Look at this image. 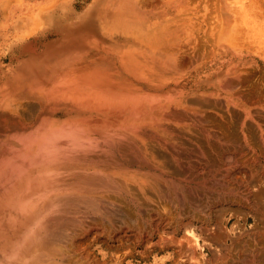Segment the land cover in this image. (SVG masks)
I'll list each match as a JSON object with an SVG mask.
<instances>
[{
    "label": "rangeland",
    "instance_id": "1",
    "mask_svg": "<svg viewBox=\"0 0 264 264\" xmlns=\"http://www.w3.org/2000/svg\"><path fill=\"white\" fill-rule=\"evenodd\" d=\"M104 8H119V23L128 26L129 36L125 40L133 47L136 46L135 35L140 36L145 42L157 43L160 46H168L170 42H176L177 46L172 47V52L176 55V59L178 57L179 63L172 68H160L157 66L158 60L151 59L154 57L151 52L148 55H140L139 58L147 64L143 68L147 72L145 75L148 77L150 73H153L157 76L150 74L148 77L154 83L148 80L145 86L141 83L136 84L143 85L146 90L147 87L152 86L148 92L170 93L175 97L168 103H166V99L160 100L162 103H166V106L164 104L165 108L163 107L158 113L152 114L158 118L159 125L156 126L157 129L152 127L151 135L161 140L168 154L165 159L156 155H148L151 164H149L150 166L145 164L144 168L138 166L141 165L137 164L141 161L139 158L135 164L129 166L130 172L140 178H142V173L150 176V181L155 183L150 189L152 193L144 198L138 196L135 207L129 209L131 212L128 210L127 214L122 212L115 217L105 214L107 218L105 220L87 219L86 223L90 220L87 224L96 222L97 227H100L99 229L105 233L113 235L114 240L110 242L106 239L107 235L102 234V237H98L97 232L93 231L94 233L92 232L90 237L89 235L88 237L79 236L81 237L79 245H82L80 247L86 251H91L94 247L112 251L110 253L112 257L107 261L108 264H123L127 259H131L133 264H237L238 262L245 264V259L239 256L243 253L244 257L249 251L251 253V250L259 244L256 236L264 232V211H262L264 210V154H261V151L264 153V0H0V98L5 97V99H0L3 104L0 105V151L5 150V146L10 144L13 138L42 134L45 130L41 129H47L50 126L49 123L43 124L40 109L37 103L33 102L32 97H23L24 95L21 96L14 92H9V95L5 96V91L16 85V80L14 82L13 80L17 78L16 74H20L16 69L22 66L21 64L25 62L26 58V55L21 56L20 53L14 51V45L21 42L40 44L49 40L80 38L72 29L81 21L90 24L91 14L95 20L94 25L98 27L97 37L94 38L99 42L104 40L105 44H109L106 39L116 23L114 18L107 14L110 9ZM133 8L141 9V19L144 21L141 27V20L135 21L132 17L134 16ZM219 24L220 26H218ZM219 27H225L224 33L219 38L226 36L231 39L232 47L227 53L220 54L218 52ZM205 32L209 39L204 35ZM120 40L125 42L122 38ZM193 50L196 52L193 53ZM192 54L194 57H191ZM160 55L163 56L160 60L175 63L176 59H167L164 54ZM170 71H172L171 74ZM25 73L28 74V72ZM33 73L35 77H41V72ZM6 76L9 78L6 79ZM196 76L203 77L204 80L200 82L202 86L190 89L189 85L194 82ZM206 76L214 81L212 89H208L209 82L205 80ZM154 78L158 81H154ZM160 79L167 84L160 83L162 82ZM177 79H179L178 82ZM155 82L160 84L156 85ZM149 83H153V85ZM26 103L29 106H25ZM4 104L9 105L13 112L10 114L3 112L7 109ZM21 108H24L23 111ZM27 110L33 112L34 115L24 114ZM70 117L62 116L61 119L69 120ZM229 132H233V134ZM199 152L202 157L198 155ZM133 160L135 161V159ZM154 167L158 169H153ZM159 169L162 170L163 175ZM252 170L257 172L252 173ZM254 173L257 175H253ZM258 187L262 192L258 191L260 190ZM255 212L256 214L253 215ZM238 217L242 225L244 224L243 229L240 227L241 229L232 232L230 225L232 220ZM243 217L244 219H242ZM165 219L167 222L164 221ZM220 219L221 221H219ZM254 219L257 225L253 222ZM106 223L108 226H105ZM253 223L254 225H252ZM250 225L254 228L252 229ZM184 227L193 228L199 235H204L205 231H217L213 232V237L211 232H205L208 233L207 240L212 248H204L205 254H202L204 257L199 248L195 246L196 249L193 251L192 246L194 245L186 242L187 228ZM244 228L245 231L251 229L250 233L245 232ZM258 228H260V233L257 232ZM201 229L204 230L201 231ZM253 230L256 234L251 232ZM234 232L235 235H233ZM251 233L252 235H250ZM216 234L223 235L225 238L218 236L219 239L221 238V242L219 239L214 241L217 238ZM236 234H240V238ZM139 235L144 236L143 242L139 241ZM160 235L164 238L159 237ZM162 238L163 240L169 239L163 241ZM209 238L211 239L209 240ZM173 240L177 243L172 242ZM200 241L202 242V240ZM223 244H227V246L223 247ZM148 246L149 248H147ZM144 250L149 252H144ZM240 252L241 254H239ZM117 254L118 257H116ZM120 258L123 260L121 261ZM114 259L115 261H113ZM112 261L114 263H111Z\"/></svg>",
    "mask_w": 264,
    "mask_h": 264
},
{
    "label": "bare ground",
    "instance_id": "2",
    "mask_svg": "<svg viewBox=\"0 0 264 264\" xmlns=\"http://www.w3.org/2000/svg\"><path fill=\"white\" fill-rule=\"evenodd\" d=\"M118 9L119 8H112L107 12L109 17L114 18L116 23L114 29L111 30L110 35L106 39L109 44H105L104 40L99 42V40L94 38L97 37L98 27L94 25L95 20L91 14L90 24L81 21L72 29L75 30L78 35L82 34L79 36L80 38L70 37L65 40H49L43 41L40 44L21 42L16 43L13 47L16 53H20L21 56L26 55V58L25 62L21 64L22 66H20L19 69H16L20 72L19 75L16 74L17 78L13 80V82L16 80V85L11 89L9 88L6 90L5 96L6 94L9 95V92H14L21 94V96L24 95L23 97H32L34 100L32 101L37 103L40 109V117L43 124L49 123L50 126L47 129H41L45 130L42 134L29 137H15L10 144L5 146V150L0 151V264H108L107 261L112 257V255H110L112 251L110 252L108 249L103 250L101 247H94L91 251H86L84 248L80 247L82 245H79L81 244L79 243L81 239L79 236L82 235L88 237L89 235L90 237V234L95 231L97 232L98 237L107 235V237H105L110 242L114 240V236L100 230V227H97L96 222H91L90 224L92 225L90 226V224H87L90 220L87 223L86 220H95V218L105 220L107 219L105 214L111 215L112 217L120 215L122 212L123 214H127L129 209L131 210V208L135 207L138 196L144 198V196L148 197L149 193H152L150 189L155 183L150 181V176L142 173V178H140L130 172L129 166L135 164L139 159L141 161L137 162V164L140 163L141 165L138 166L142 168H144L145 164H151L148 155H156L163 159L166 158V154L168 153L165 151L161 140L151 135V131L153 130L152 127L159 125L158 118L152 114L161 111L163 107L165 108L166 103L174 100L175 97L170 95V93L166 94L163 92L160 94L159 92H148L152 86L147 87L146 90L144 86L148 80H151L148 77L150 74H154L148 73V77L145 75L147 72H145L143 68L147 64L139 57L144 54L148 55V53L151 52L154 57H156H151V59L158 60L159 64H157V66L160 68H172L179 63L178 57L176 59V55L172 52V47L177 46V43L170 42L168 46H160L157 43L145 42L140 36L135 35L134 43L136 46L133 47L125 40V38L129 36L127 32L128 26H126V24L123 26L119 23ZM140 11V8H133L134 16L132 17L135 21L141 20V27L144 24V21L141 19L142 13ZM218 26H220V24ZM208 27L209 26H207V28ZM224 30L225 27H219L218 38L224 33ZM214 34L216 33L214 32ZM204 35L208 37L206 32ZM101 36H103V34H101ZM214 37L216 36L214 35ZM121 38L124 39L125 42L121 41ZM102 39H104V37H102ZM219 40L218 52L220 54L227 53L228 50H231L232 43L230 42V37L223 36L220 37ZM213 46L215 47L214 44ZM192 52L195 53L196 51L193 50ZM160 54H164L167 59H176L175 63L173 61L160 60L163 57ZM191 57H194V54H192ZM35 71L41 72V77H35L33 73ZM47 71H49V73H46ZM25 72H28L30 75ZM171 73L172 71H170V74ZM154 76L156 77L157 74ZM166 77H168V75H166ZM8 78L9 76H6V79ZM202 78V76H196L194 82L189 85V88L193 89L200 85L202 86V84H200V82L204 80ZM155 80L156 79L154 78V81ZM163 80L166 82L165 79ZM163 80H161L162 82L160 83H163ZM178 80L179 79H177V82ZM205 80L209 82L208 89H212L211 87L214 82L213 79L206 76ZM156 81H158V79ZM151 82L153 81L151 80ZM136 83H141L144 86L141 84L137 85ZM153 83L149 84L153 85ZM157 83L159 82H155L156 85H158ZM0 99H5V97ZM162 99H166V103H162L160 101ZM1 103L2 102L0 101V105H3ZM25 106L29 105L26 103ZM5 107L7 109L3 110V112L9 114L13 112L9 105H5ZM24 114L28 116L34 115L33 112L29 110L25 111ZM235 114L237 115V113ZM62 116L71 117L69 120H63L61 119ZM234 127L236 128V126ZM8 131L10 132V130ZM231 134H233V132ZM200 141H202V139ZM185 142H187V140H185ZM207 151L209 153V150ZM261 154L264 153L261 151ZM198 155L201 156V153ZM189 156L191 155L189 154ZM133 159H135V161ZM212 166L209 165V167ZM156 168L154 167L153 169ZM160 171L162 172V170ZM253 172L257 171L252 170V173ZM253 175L257 174L254 173ZM164 179H167V177H164ZM258 191L262 192L261 188ZM175 198H177L176 195ZM181 203L183 204L182 200ZM237 214H239L238 211ZM254 214H256V212L253 213V215ZM256 216L258 218V215ZM165 217L167 218V216ZM261 218L260 220L263 219ZM242 219H244V217ZM164 221H166V219ZM219 221H221V219ZM232 221L233 222L230 225L231 227L229 226L232 232L244 225H242L239 217ZM253 222L255 223V219ZM254 223L252 225H254ZM252 225H250L251 228ZM105 226H108L107 223ZM188 228L186 230V242L194 245L192 246L194 248L193 251H195L196 248H199L201 255H204V248H212L207 240L208 233H205L209 231H205L204 235H199V233L195 232L193 228ZM260 228H258V231L256 230L257 228L255 230L259 232ZM203 230L201 229V231ZM246 231H248V229ZM213 232L210 234L212 235L217 231ZM251 232H254V230ZM223 235H217V238L214 237L216 238L214 241L219 239L218 236L225 238ZM233 235H235V232ZM237 235L238 234H236V236ZM250 235H252V233ZM132 236L134 235L132 234ZM143 237L139 235V241H142ZM159 237L163 236L160 235ZM171 237L173 236L171 235ZM256 237L259 244L255 249L251 250V253H249V251L248 254L243 257V253L241 254L242 251L240 249L241 252L239 254L241 255L239 257L245 259V264H264V232L260 235L258 234ZM181 239L183 241V238ZM210 239L211 238H209V240ZM200 240H202V242ZM219 240L218 241L221 242V238ZM172 242L175 241L173 240ZM224 244L223 247L227 246V244ZM179 246L181 247V245ZM217 246L219 247L218 244ZM188 247L190 248L191 246ZM147 248H149V246ZM145 251L148 250H144V252ZM129 252L130 251H128V253ZM116 257H118V254ZM122 260L123 259H121V261ZM113 261H115V259ZM113 261L111 263H114ZM123 264L133 263L131 259H127Z\"/></svg>",
    "mask_w": 264,
    "mask_h": 264
},
{
    "label": "crops",
    "instance_id": "3",
    "mask_svg": "<svg viewBox=\"0 0 264 264\" xmlns=\"http://www.w3.org/2000/svg\"><path fill=\"white\" fill-rule=\"evenodd\" d=\"M92 34V33H91ZM78 35V34H77ZM82 34H79V36H81ZM83 35H86V34H83Z\"/></svg>",
    "mask_w": 264,
    "mask_h": 264
}]
</instances>
